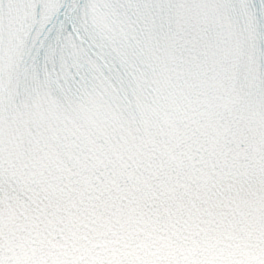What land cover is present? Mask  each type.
Masks as SVG:
<instances>
[{"label":"snow or ice","instance_id":"snow-or-ice-1","mask_svg":"<svg viewBox=\"0 0 264 264\" xmlns=\"http://www.w3.org/2000/svg\"><path fill=\"white\" fill-rule=\"evenodd\" d=\"M0 264H264V0H0Z\"/></svg>","mask_w":264,"mask_h":264}]
</instances>
